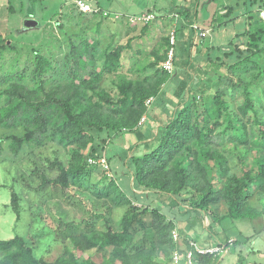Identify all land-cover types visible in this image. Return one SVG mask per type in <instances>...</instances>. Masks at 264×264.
Instances as JSON below:
<instances>
[{"label":"trees","instance_id":"1","mask_svg":"<svg viewBox=\"0 0 264 264\" xmlns=\"http://www.w3.org/2000/svg\"><path fill=\"white\" fill-rule=\"evenodd\" d=\"M243 3L248 28L239 34L236 33L237 35L231 40L229 50L220 49L221 55L207 58L208 67H210L205 71L208 74L207 85H203L205 79L202 74L205 75V72L198 77L199 81H202L199 84L200 92L204 95L206 89L213 83V75L218 77V82L215 83L217 85L224 81L223 73L225 72L222 71V68L231 73L227 86L222 90L216 89L212 96L211 104L215 106L213 115L207 111L203 101L204 97L197 100L198 95H194L195 88L193 90L192 87H189L187 90L186 81L181 80L173 95L184 99L179 107H175L172 113H167L163 117L162 115H150L153 124L155 121L158 123L156 130L147 127L146 124L149 123L146 121L141 123L146 127L139 128L138 122L141 116L148 111L146 101L149 98H155L151 105L157 106L167 102L169 106H172V99L170 98L173 96L160 98L161 89L159 85L166 82L171 75L169 71L163 69L158 78L147 75V81L149 79L152 81L148 87H145V81L132 82L125 79L124 84L120 86L125 98L119 99L113 105L122 104L117 109L118 112L123 114L125 111L132 112L133 110L137 118L130 121L129 117L125 121L124 118L126 117H123V122L118 120L107 124L108 128L117 133L122 135L134 134L138 139L136 143L127 148L126 155L120 156L122 167L126 170L124 172L132 174L137 187L143 188L149 193L156 191L164 200L168 198L170 203L177 204L176 206L182 203V199L179 198L181 191L191 187L198 191L202 198L195 208L191 207L190 209H204L211 220L219 225L228 221H255L264 218V204L261 206L259 204L252 205L253 198L258 196L256 193L259 196H264V153L261 155L264 152V19L260 14L264 10V0H244ZM258 3L260 4L259 8H257ZM200 5V0H185L182 5L178 6L176 11L178 18L171 21V24L173 25L175 22V34L177 32L178 36L179 33L181 36L178 37L175 45L170 44L169 35L161 37V43H159L161 50L158 48L160 51H152L155 62L149 63L151 67H155L160 60H166L169 50L174 46V67L178 59H181L179 54L185 56L183 51L186 49V60L182 65L186 71L188 70L189 64L194 61L192 48L196 44L193 43L194 34L191 32L195 30L192 28V24L199 19ZM97 6H99L98 11L92 13L94 17L91 21L82 22L80 18L84 17L82 15L85 13H79L78 30H68L60 17L56 21L60 31L66 35L64 40L67 41L68 46L61 68L57 67L51 48H45L44 44L41 43L39 46L33 47L29 53H25L21 50L23 46L17 48L18 41L11 39V36L6 37L0 34V41L3 44L7 41L10 42L7 46H5L6 44L0 45V71L4 72V74H0V77L3 79L7 77L8 80L15 81L11 84L10 89L12 91L8 89L10 90L9 95L15 98H10L3 105L0 104V125L15 127L25 123L22 122L24 115H30L33 122L31 126L28 125V130L34 128V135L37 131L46 134L44 135L45 139L47 135L56 137L59 135L62 137L60 138L62 141L69 140L73 145H78L88 135L86 126L102 127L103 124L87 119L92 109H97L99 106L93 105L96 102L93 101V93H97V89L100 91L99 81L103 75L118 74L126 77L121 73L123 69L122 59L125 49L131 47L132 39L127 45L114 46L113 43L119 39L120 33L111 32L109 24L104 19L115 22L116 17L104 15L105 9L100 4ZM15 9L12 4L8 7L10 12H16ZM215 9L212 17L203 21L215 29L224 26L226 18L237 11L233 4L227 5V13L225 14L221 13L218 5ZM72 10L73 8L69 12ZM56 14L59 15V13ZM65 16L71 19V13H66ZM27 17H29L28 13ZM218 18L220 22L217 21ZM125 21L128 23L127 25L131 24L128 16H125ZM147 23L142 28L143 30H147L152 22ZM5 27L0 24L2 33L6 29ZM103 37H106L107 41L103 42ZM61 43L65 44L66 42L61 41ZM209 43L208 41L207 44ZM241 45H245V48H241ZM213 46L215 47V45H211L209 50L214 48ZM214 49H218V47ZM24 53L30 55L22 64ZM58 71L61 72L59 75L57 74ZM64 77L66 78L65 81L62 80ZM153 83L154 86H152ZM253 87L258 89L257 96L253 94ZM35 98L38 100L37 103L34 101ZM107 102L112 103L110 100ZM56 105L61 107L63 116L58 117L56 113L54 115L47 114V117L44 118L42 110ZM109 112L117 113L113 109ZM52 120L55 123L53 127H50L49 123ZM126 123L127 126L124 127ZM61 125L62 127L59 128ZM220 126L222 128L217 129ZM214 130L221 132L215 133ZM63 133L68 136H63ZM253 135L255 138L251 140ZM28 138L30 139V137ZM23 142L24 138H19L13 148ZM229 142L235 146L231 148L235 153H245L247 158L250 157V154L254 155L257 169H254L253 165V169L250 170H246L247 168L244 167L245 172L241 176L227 177L230 158L225 150L228 148ZM246 147L249 149H245ZM253 147L255 148L254 153ZM75 151H73V155L78 161L77 155L79 153L77 149ZM95 151L96 149L92 148L90 155L81 161L79 160L80 163L74 168L67 167L61 161L58 162L61 174L55 179L44 175L42 185L45 186L53 182L55 184L60 183L64 187L69 186V178H80L85 172L89 158H100V156L94 155ZM115 156V154L110 153L106 158L109 169H113ZM241 161L243 165L246 164L244 158ZM210 172H212L211 175H209ZM216 173L221 174L220 177H217ZM217 178L220 182H217ZM229 179L230 181H228ZM221 180L224 182L222 183ZM117 182L116 177L109 178L105 175L103 185L99 188L94 187L92 192L98 194L99 197L102 196L115 201L116 205L132 203L123 189L118 193L116 192L119 188ZM219 183L222 184L220 187H218ZM113 184L117 186L112 187ZM133 194L135 198H141L137 192ZM220 194L228 199L229 207L224 214L216 215L212 212L211 205L219 201ZM122 197L124 202H121ZM16 199L14 196V202ZM132 207L123 216L122 227L119 230H115L111 221L105 218L103 231L88 229L68 235L69 242L65 240L62 254L54 261L37 257L33 248L26 243L23 235H16L10 239L0 238V253L2 254L0 264H171L174 250L184 252L186 242L192 239L190 238L191 233L187 235L185 233L192 229L199 231L203 224L202 217L205 216L198 214L199 218L194 219L193 222L190 221L192 224L186 227L182 224L178 225L174 219H169L165 214L160 213L159 205L144 206L143 209L138 206ZM149 211L159 220L156 224L157 230L154 227L155 239L157 238L162 246L160 251L164 253V258H166L164 261L156 257L157 251L155 249H152L153 254L152 250L148 249L149 252L147 249L144 250V245L135 246L133 244L135 233L131 230L135 223L142 218L141 214ZM72 224L67 225L70 227ZM142 224L144 225V223ZM72 227L76 228L78 225ZM214 227L211 222L205 224L202 229L207 232L208 236H210L209 233L219 235L224 230L217 231ZM175 229L181 235L178 241H174L172 237V232ZM146 236L150 240L153 239V236ZM142 240V244H145L146 239ZM245 240L238 237L235 241L245 243ZM93 249L103 253L101 263L92 259L90 251ZM82 254H86V256ZM223 261L224 259L212 254L197 257V264H221ZM235 264H246L245 256L239 253Z\"/></svg>","mask_w":264,"mask_h":264},{"label":"rangeland","instance_id":"2","mask_svg":"<svg viewBox=\"0 0 264 264\" xmlns=\"http://www.w3.org/2000/svg\"><path fill=\"white\" fill-rule=\"evenodd\" d=\"M66 1L68 2L65 3V0L28 2V0H26L24 2L25 6L32 4L36 5L38 8L39 5L44 4L45 7L42 8L40 16L37 17L41 23L40 25L38 24L40 27H38V25L25 26L26 28L24 27L23 29V15L19 12L18 15L8 12V21H10V17L17 21L15 20L14 23L11 22L10 25L7 24L3 33L0 30V34L6 37L11 36V39L18 41L19 44H17V48L23 46L21 50L25 53H29L33 47L39 46L41 43L44 44L45 48H51L57 67L61 68L64 62V54L68 46L67 41L64 40L66 39V35H63L60 31L56 20L60 17L62 22L66 24L65 27L68 30H78L79 13H83L79 5H75V0ZM184 1L185 0H88L94 7L98 8L99 6L97 5L100 4L105 11L115 12V16H119V18L116 17L115 22L104 19V21L109 24L111 32L120 33L121 38L119 37V39L114 41V46L119 44L127 45L130 39H132L131 47L125 49L122 59L123 69L121 73L126 77L118 74H111L103 75L100 79V91L97 89V93H93V101H96L93 105L99 106L97 109L91 108L92 112L88 115L87 119L103 125L101 128L96 125L86 126L88 135L79 142L81 145H73L69 140L62 141L60 139L62 137L59 135H57V137L47 135L46 139L44 136L46 134H42L40 131H37L34 135V128L28 130V125L31 126L33 122V118L30 117V115H24L22 122L25 123L18 126L4 127L0 125V238L10 239L16 235H23L26 243L33 248L34 254L37 257H44L48 261H54L62 254L65 240L69 242L68 235L88 229L103 231L105 229V218L111 221L115 230H119L122 227L121 221L123 216L133 208L132 206L142 208L144 206L153 207L155 204L159 205L161 208V212L159 211L160 213L165 214L169 219H174L178 225L182 224V226L185 225L186 227L192 224H190V221L193 222L194 219L199 218V216H197L198 214H204L205 216L202 217L203 224L199 231L192 229L195 231L194 237L196 238H192V240L196 241L201 246H220L221 252L212 255L224 259L221 264H235L239 257V253L245 256L246 264H264V218L257 219L253 222L247 220L228 221L223 223L226 229L223 230V225L213 222L204 209H190L191 207L195 208L196 204L202 198L195 189L187 187L185 191H181L179 198L182 199V203L176 206L177 204L170 203L168 198L164 200L156 191L149 193L143 188L137 187V184L133 181L132 174L125 173L126 170L122 167L120 156L126 155L125 153L128 152L127 148L136 143L138 139L134 134L126 133L122 135L107 127L108 123H114L118 120L119 122H123L124 120L127 121L129 117L130 121L131 119L134 120L137 118L133 110L132 112L125 111L123 114L118 112L117 109L121 107L122 104L113 105V103L117 102L119 99L125 98V95L120 90V86L124 84L123 82L125 79L132 82L145 81V87H148L151 85L152 81L150 79L147 81V75L158 78L161 74V70L165 69L163 67V62L165 60L158 61L155 67L150 66L149 63L151 61L155 62V56L152 51L160 49L159 43H161V37L165 35L170 36V44H172L171 32L173 30L175 31L176 28L175 22H172V25L171 21L178 18V14H176L177 8L182 5ZM200 2L198 23H201L207 17H212L213 11H216L215 8H217V5L223 14L227 13L226 7L230 4L235 5L237 11L226 18L224 26L216 27L215 29L205 23L207 24L206 29L208 30V34L205 37H198L196 31L191 32L194 34L193 43H196L192 48V57L194 61L189 64V68L186 71L182 64L186 60L187 50L185 49L183 51L185 56L179 54V58L181 57L182 60L178 59L173 71L170 72L171 75L169 79L159 85L161 89L160 98L173 96L180 81L185 80L187 83V90L189 87H192V89L195 88V90H193L195 92L194 95H198L197 100H199L198 98L201 99L204 97L203 101L205 107L210 115H213L215 106L211 104L212 96L215 94L216 89L222 90L227 86L231 73L226 72V70L222 68V71L225 72L223 73L224 81L217 84L218 86L215 85V83L218 82V77L212 74L213 83L206 89L204 95L200 92L199 84L202 83V81H199L198 77L201 73L205 72L207 68H210L208 67L207 58L221 55L222 51L220 49L229 50L231 40L234 39L237 34L244 31L245 28H248V20L245 14L244 0H200ZM13 3L14 2H12V4ZM20 5H22V3H17V9L21 8ZM259 5L258 3L257 8H259ZM71 8H73V10L69 12ZM23 12H25V10H23ZM261 12H264V10ZM56 13H59V16H56ZM66 13H71V19L65 16ZM84 13L85 15H82L84 17L80 18L82 22L91 21L93 19L94 15H92V12L86 11ZM134 14H153L154 19L150 20L152 22L151 26L147 30H143L142 28L145 24H148L147 22L138 24L130 22L131 24L127 25L128 23L125 21V16ZM261 17L264 19L263 16ZM217 21L220 22L219 18ZM218 22H216V24H218ZM166 26H168L167 31ZM179 36H181L180 33ZM179 36L176 32V41ZM102 39L103 42L107 41L106 37ZM61 41L66 43L62 44ZM208 41L210 42L209 44H207ZM4 44L7 46L10 42L7 41ZM4 44L0 41L1 46ZM211 45H215L218 49H214L215 47L213 46L214 48L209 50ZM241 48H245V45H241ZM25 53L22 55V64L25 62L27 56L30 55H26ZM1 73L4 74V72L0 71V74ZM60 73L61 72L58 71L57 74L59 75ZM202 77L205 79L203 83L205 86L207 85L208 74L205 72V75L202 74ZM62 80L65 81L66 78L64 77ZM13 82L15 81L8 80L7 77H5V79L0 77L1 105L7 103L10 98H15L11 97L8 93L10 90L12 91L10 88ZM152 86H154V83ZM253 94L254 96L258 95V89L256 90L255 87H253ZM149 99H152V101L155 100L154 97ZM170 99H172V106H169L167 102L155 106L151 105L152 103L148 104L147 100L146 105L148 106V111L144 112L141 116L138 122L139 128L145 126L140 123L141 119L145 117L143 122L146 121L149 123L146 124V126L156 130L158 123H155V121L153 124V119L150 115H162L163 117L167 113H172L174 108H178L184 100L177 96H173ZM109 100L112 101V103H108L107 101ZM34 101L36 103L38 102L36 98ZM112 109L117 113H110L109 111H112ZM42 112L44 118L47 117V114L54 115L56 113L58 117L63 116L61 107L58 105L52 108L46 107ZM123 117L126 118L123 120ZM54 123L55 121L52 120L49 126L53 127ZM126 126L127 123L124 127ZM222 126L217 129L222 128ZM61 127L62 125L59 128ZM214 131L215 133L221 132L217 130ZM27 132H29V135H27ZM62 135L68 136L65 133ZM21 137L24 138V142L16 148H13ZM28 137H30V139ZM253 138H255L254 135L251 137V140ZM41 140L42 142H40ZM227 147L225 151L230 158L229 174H227V177H232L234 175L241 176L245 172L244 167L247 168L246 170H250L253 165V168L257 169L255 165L257 163L253 158L254 155L252 156L250 154V157L247 158L245 153H235L234 150L231 149L235 146L230 142L227 144ZM92 148L96 149L94 155L100 156V158H107L110 153L115 154L113 169H107L97 162H90L88 160L87 168L80 178H69V186L64 187L60 183L55 184L53 182L45 186L42 185L44 175L51 179H55L61 174L58 162L61 161L67 167L74 168L82 159L90 155ZM76 149L79 153V155H77L78 161L73 155V151ZM245 149H249V147ZM254 150L255 148L253 147V153ZM263 153L264 152H262L261 155ZM243 158L246 163L245 165H243L241 161ZM211 173L212 172H210L209 175H211ZM105 175L109 176V178L113 176L117 178L118 184H116L119 188H117L116 192L118 193L123 189L130 197L132 203L116 205L114 203L115 201L102 196L99 197L97 196L98 194L92 192L94 187L99 188L103 185ZM216 175L220 177L221 174L216 173ZM228 181H230V179ZM217 182H220L218 178ZM223 182L224 181H222V183ZM117 185L113 184L112 187ZM221 185L222 184L219 183L218 187ZM134 192H137L141 198H135ZM221 195L222 194H220L219 201L211 205L213 209L212 212L216 215L224 214L229 207L228 199ZM256 195L258 196L253 198L252 205H263L264 196H259L258 193H256ZM14 196L17 198L15 202ZM121 202H124L123 197ZM246 206L248 207V205ZM260 206H258L259 209H261ZM141 217L140 221L136 222L131 230L135 233L133 235V244L135 246L144 245V250L147 249L148 252L149 250L155 249L157 251V254H155L156 257L161 261L166 260V258H164V253L160 251L162 248L160 242L157 238L155 239V229L157 230L158 227H156V224L159 222L158 217H154L151 211L142 213ZM211 222L217 231L223 230L221 232L225 231L228 235H232V238H227L226 236L222 237L219 234V239L213 233H209L210 236H208L207 232L204 231L202 227ZM142 223H144V225ZM67 224L72 225L69 227ZM73 225H78V227L74 228L72 227ZM146 235L149 237L153 236V239L150 240ZM238 237L243 240L246 239V242H236ZM144 238L146 241L144 242L145 244H142V239ZM229 239H232L233 242H228ZM223 246L225 249L227 247V251ZM90 253L95 262L101 263L103 261V253L96 252L95 249L91 250ZM82 255L86 256V254ZM1 257L2 254L0 253V260Z\"/></svg>","mask_w":264,"mask_h":264},{"label":"built area","instance_id":"3","mask_svg":"<svg viewBox=\"0 0 264 264\" xmlns=\"http://www.w3.org/2000/svg\"><path fill=\"white\" fill-rule=\"evenodd\" d=\"M77 5H79V8L81 11L86 12L90 11L92 13L97 12L98 8L94 7L91 3L88 2V0H76ZM104 15L108 16L109 12L104 11ZM261 16L264 17V12H261ZM119 18V16H116ZM129 21L131 23H141V22H149L150 20L154 19L153 14H142V15H132L128 17ZM192 28L196 31V35L205 37L208 34V30L206 28H203L199 23L195 22L192 24ZM174 31V30H173ZM171 32V42L172 45H175L176 43V34L175 31ZM174 57H175V47L172 46L171 49L168 52V58L163 62V67L169 71L172 72L174 69ZM152 102V99L148 100V104ZM143 120H145V117L141 119L140 123H143ZM90 162H97L101 166L109 169V165L107 163L106 158H89ZM172 237L174 241H178L181 238V235L178 230H173ZM226 246V245H225ZM224 247V246H223ZM225 249V247H224ZM227 251V247L225 249ZM221 248L220 246H201L196 241L190 239L187 242V246L185 248V251L182 252L180 250H174L171 264H197V257L199 255L204 254H216L220 253Z\"/></svg>","mask_w":264,"mask_h":264},{"label":"crops","instance_id":"4","mask_svg":"<svg viewBox=\"0 0 264 264\" xmlns=\"http://www.w3.org/2000/svg\"><path fill=\"white\" fill-rule=\"evenodd\" d=\"M26 0H13V1H11V0H0V24H2V25H4V26H7V24H9L10 25V23L11 22H15V20H14V18H11L10 17V21H8V19H7V16L9 15L8 14V12H10L9 10H8V7H9V5L10 4H12V2H14L12 5L16 8L15 10H16V12H11V13H13V14H17L18 15V12L19 13H21L22 15H23V18H22V20L24 21V25H23V29H24V27L26 26L25 25V20L26 19H33V20H36L37 21V25L39 24H41L40 23V20L37 18V17H39L40 16V12H42V8L43 7H45L44 6V4H42V3H40V4H42V5H39V7L37 8L36 7V5H32V4H29V5H26L25 6V4H24V2H25ZM37 1H41V0H28V2H37ZM66 2H68V1H66L65 0V3ZM17 3H22V5H20V9H17ZM76 5H77V3H76V0H75V2H74ZM98 3H99V1H98ZM23 8V9H22ZM20 10V11H19ZM23 10H25V12H23ZM109 12V15H114L115 16V12H112V11H108ZM27 13L29 14V17H27ZM123 13V12H122ZM43 14V13H42ZM134 15H136V14H134ZM56 16H59L58 14H56ZM126 16H132V15H126ZM116 17V16H115ZM206 19H208V17L206 18ZM17 21V20H16ZM56 21H58V20H56ZM198 23V22H197ZM199 24L203 27V28H207V24H205L203 21L200 23L199 22ZM38 25V27H40ZM36 26V25H35ZM38 27H36V28H38ZM6 28V27H5ZM26 28V27H25ZM247 221H251V220H247ZM253 222V221H252ZM224 230H226L225 228H224ZM194 232L195 231H193V230H190V231H188V232H186L185 234L187 235L188 233L190 234L191 233V235L192 236H190V238H195L194 237ZM214 235H216V237L217 238H219V235H217V234H214ZM220 235L222 236V237H224V236H226L227 238H232L231 236L232 235H228L225 231L224 232H220ZM196 239V238H195ZM220 239V238H219ZM226 239V238H225ZM205 241V240H204Z\"/></svg>","mask_w":264,"mask_h":264},{"label":"water","instance_id":"5","mask_svg":"<svg viewBox=\"0 0 264 264\" xmlns=\"http://www.w3.org/2000/svg\"><path fill=\"white\" fill-rule=\"evenodd\" d=\"M25 25L26 26H35V25H37V21L33 20V19H26L25 20Z\"/></svg>","mask_w":264,"mask_h":264},{"label":"clouds","instance_id":"6","mask_svg":"<svg viewBox=\"0 0 264 264\" xmlns=\"http://www.w3.org/2000/svg\"><path fill=\"white\" fill-rule=\"evenodd\" d=\"M228 242H233V240L232 239H229Z\"/></svg>","mask_w":264,"mask_h":264}]
</instances>
